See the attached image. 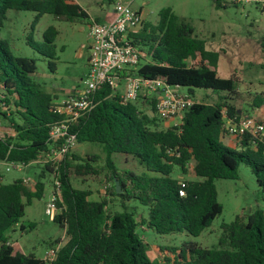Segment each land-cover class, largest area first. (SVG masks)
<instances>
[{"label":"trees","instance_id":"1","mask_svg":"<svg viewBox=\"0 0 264 264\" xmlns=\"http://www.w3.org/2000/svg\"><path fill=\"white\" fill-rule=\"evenodd\" d=\"M8 10L36 12L38 17L52 14L68 20L88 16L68 0H0V29ZM57 36V29L51 26L43 33L42 44L31 45L36 53L51 60L52 70L56 68ZM134 40L142 53L137 76L188 88L190 95L193 89H208L218 102L194 101L179 126L160 130L155 99L149 102L150 109L140 110L136 102H125L113 94L109 84L102 85L94 93L92 107L70 130L78 144L102 145L105 165H97V155L80 158L72 152L55 165L56 169L51 163L44 166V171L60 183L61 197L53 221L67 237L52 264H264L261 209L246 221L236 217L223 224L216 248L187 243L180 250L166 249L172 258H150L149 246L138 229L146 227L158 235L200 236L223 211L215 181L238 179L241 163L251 167L264 188V140L245 136L235 148L222 142L224 119L243 116L230 103L240 97L238 82L218 75L219 53L208 50L205 42L195 36L193 27L172 8L161 9L156 24L145 22ZM35 72L34 59L14 55L0 40V122H7L14 134L0 138V163L27 166L39 155H47L50 130L64 120L54 110L55 97L41 90L33 79ZM252 97L250 108H264V93ZM115 155L135 159L142 172L120 170ZM190 163L196 180L174 177L176 167L185 175ZM72 180L105 183V198L90 200L91 190L75 188ZM117 182L121 193L116 191ZM182 183L184 196L180 195ZM44 191L41 180L34 189L23 179L0 183V264H48L34 254L15 253L9 234L16 226L23 233L35 227L32 224L27 228L21 220L26 206L41 199ZM115 200L123 204L122 211L109 210ZM131 201L148 208V220L141 217L139 222L135 218L136 208L128 210L126 205Z\"/></svg>","mask_w":264,"mask_h":264},{"label":"rangeland","instance_id":"2","mask_svg":"<svg viewBox=\"0 0 264 264\" xmlns=\"http://www.w3.org/2000/svg\"><path fill=\"white\" fill-rule=\"evenodd\" d=\"M78 4L86 13L87 18L68 20L66 17L57 18L52 14H43L38 17L36 12L8 10L3 26L0 29V40L10 51L20 57H28L36 61V72L33 79L40 89L52 94L55 101L61 102L72 94L74 88L84 86L88 71V45L91 42L88 27L92 20L100 23H110L114 18L113 10L117 2L131 5L134 10H140L146 22L156 24L161 9L170 7L173 12L184 18L193 29L197 38L205 42L210 51L219 53L217 66L218 75L222 78L233 77L238 82V100L230 101L244 115H253L254 110L249 103L252 96L264 93V8L255 1L240 0H68ZM232 1L237 2L234 4ZM55 27L58 36L55 40L57 60L55 70L49 66V58L36 53L31 45H40L43 42V33L49 27ZM63 48V51L61 49ZM125 85L122 82L113 94H124ZM181 92L190 95L189 89L182 87ZM245 94V95H244ZM209 96V97H206ZM193 101L213 104L218 102L215 94L208 89H193L190 95ZM136 106L140 110L150 109L149 100L139 99ZM260 118L264 121V110ZM254 116V115H253ZM262 121V122H263ZM3 136H14L13 130L7 122L1 121ZM170 125L160 122L159 129L163 130ZM227 145L225 142H223ZM80 158L88 155H97V165H105V154L100 144L84 142L77 144L73 151ZM120 170L129 169L136 173L142 172V166L133 158L124 159L114 156ZM190 163L185 175L176 167L174 177L182 181L196 180ZM45 164L31 163L27 166L16 167L10 163H0V183L9 184L17 179L28 180L30 186L39 180L45 183L44 195L41 199L33 200L26 206L25 216L21 222L28 228H34L27 233L20 231L16 226L9 232L10 243L15 253L23 255L34 254L44 259L47 250L67 242L65 231L51 218L45 215V208L53 189L55 178L53 174L44 171ZM44 177L41 179V174ZM77 189L91 190L89 198L99 201L105 198V183L100 181L72 180ZM218 193V202L223 211L200 236L193 237L186 233L158 235L154 231L139 228L140 235L149 246V256L154 261H162L166 257L172 258L166 249H182L187 243H196L203 248L218 247L222 234V225L233 222L236 217L246 221L257 209L264 211V188L257 182L249 165L241 163L239 178L236 180L219 179L215 181ZM128 210L136 208L135 218L148 220V208L134 201L128 202ZM123 204L115 200L109 206L111 212L122 211Z\"/></svg>","mask_w":264,"mask_h":264},{"label":"built area","instance_id":"3","mask_svg":"<svg viewBox=\"0 0 264 264\" xmlns=\"http://www.w3.org/2000/svg\"><path fill=\"white\" fill-rule=\"evenodd\" d=\"M242 1H255L264 6V0H240L239 2ZM113 14L114 18L110 23L92 20L89 24L88 34L91 42L88 45V71L84 86L74 88L72 94L65 100L54 101L55 112L63 115L64 120L50 130L49 153L45 156L39 155L32 163H51L56 169L55 165L76 149L77 137L71 132V126L92 107L94 93L104 84H109L114 92L123 82L125 90L120 97L125 102H137L139 99L150 102L155 99L156 116L162 122L170 123L168 127L179 126L184 113L193 105L194 101L190 95L181 92L180 88L137 76L136 72L142 63V53L135 45L134 36L143 29L146 22L142 12L134 10L128 3L117 2ZM150 114L154 113L150 112ZM224 120L222 131L224 138L232 137L238 143L245 136L264 140V122L254 116L247 115ZM1 130L0 122V138L4 137ZM10 164L16 167L26 166L23 163ZM24 182L27 186L30 185L28 180ZM181 187L180 195L184 196L185 183H182ZM60 197V183L55 179L53 192L45 208V215L52 220L58 213L57 204ZM60 248L57 245L47 250L44 260L52 264Z\"/></svg>","mask_w":264,"mask_h":264},{"label":"crops","instance_id":"4","mask_svg":"<svg viewBox=\"0 0 264 264\" xmlns=\"http://www.w3.org/2000/svg\"><path fill=\"white\" fill-rule=\"evenodd\" d=\"M68 2L74 3L72 1H68ZM263 110H264V108H263ZM260 113H261V110H258V109H255L253 112H251V114H253L255 118H257L260 121H263V119L260 118ZM151 115H154V114H151ZM244 116H247V115H244ZM222 142H225L227 144V146L230 147V148H235L237 146V143H238L232 137H225V138L222 139Z\"/></svg>","mask_w":264,"mask_h":264},{"label":"water","instance_id":"5","mask_svg":"<svg viewBox=\"0 0 264 264\" xmlns=\"http://www.w3.org/2000/svg\"><path fill=\"white\" fill-rule=\"evenodd\" d=\"M116 191H117V193H121V188H120L118 182L116 183Z\"/></svg>","mask_w":264,"mask_h":264}]
</instances>
